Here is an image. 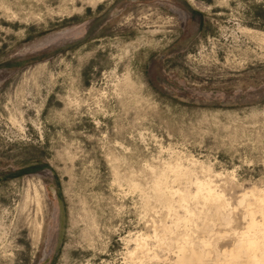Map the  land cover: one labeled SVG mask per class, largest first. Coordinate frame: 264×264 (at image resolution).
<instances>
[{
  "label": "rangeland",
  "instance_id": "rangeland-1",
  "mask_svg": "<svg viewBox=\"0 0 264 264\" xmlns=\"http://www.w3.org/2000/svg\"><path fill=\"white\" fill-rule=\"evenodd\" d=\"M194 177L230 207L177 231L228 249L264 192V0H0V264H140L141 234L173 264Z\"/></svg>",
  "mask_w": 264,
  "mask_h": 264
},
{
  "label": "bare ground",
  "instance_id": "bare-ground-1",
  "mask_svg": "<svg viewBox=\"0 0 264 264\" xmlns=\"http://www.w3.org/2000/svg\"><path fill=\"white\" fill-rule=\"evenodd\" d=\"M188 172L189 171L185 170V172L183 173H176L177 174L175 175L176 180H180V179L182 180L185 178L187 179L189 173H191ZM176 182L178 183V181ZM194 182H195L194 183L195 192H191L188 190H187L188 192H184L183 188H182L183 190H181L180 188H176L174 190L169 188L170 189L169 197H164L165 201L168 204L172 205L173 203H177L183 209L184 212L183 215H179L176 212L174 214L173 219L171 220L172 225L164 226L165 232L169 235H172L173 238H176L175 240H179L180 242H172L173 238H170V240L169 239L164 240L163 238H158V243L166 244L167 246H172L173 244V247L175 248V252H173L175 254L173 259V264H204L205 257L203 254H212L214 252L215 254H220V257L219 258L217 257L216 259L212 260L210 264H225L226 262L229 261L239 262L241 264H264V192L248 191L242 194L239 205H243V204L245 205V206L243 205L245 209L243 208L244 215L242 219L245 227L241 232H237L235 234L236 238L234 241H232V245L230 246V248L225 249L223 247L222 248L216 247L211 252L212 242H210V240H206L205 236H203L204 238L200 239V243L199 242L198 243L202 244L204 246L203 248L206 249V253H204L203 251L199 250V248H196L194 246L193 241L189 238L188 233L186 232L188 230H186L184 234L183 233L180 234L177 231L178 227H183L184 229H186L189 227V225H193V224L196 225V219H198L197 218L198 214L196 212H193L191 209H189L187 203L189 202V200H196L197 202L201 201L205 204H210L215 206L218 213L224 212L226 207H230V204L226 202L221 192L216 191V189L214 188L215 186H213L211 183H207V181L204 182L203 180L202 181L198 180V178H195ZM158 189H161V187H159ZM187 189L189 188L187 187ZM247 195L248 198L250 199L249 201L251 202L246 204L245 198ZM174 198H176L177 200H174ZM221 220L225 225L228 226H230L233 222L232 217L225 215L221 216ZM179 235H181L182 238L178 239ZM223 237L224 236L222 235V238ZM149 240L150 237L144 234L136 236L134 240L130 239L128 242H132L134 247L132 249L127 248L129 250H127L125 254H127V256L130 259L133 260L137 259L140 264L143 262L142 258L147 260L157 259L156 255H153L152 258H150V254H152L153 252L152 253L150 252L151 246L149 244Z\"/></svg>",
  "mask_w": 264,
  "mask_h": 264
}]
</instances>
